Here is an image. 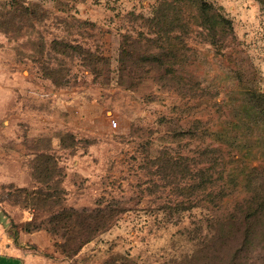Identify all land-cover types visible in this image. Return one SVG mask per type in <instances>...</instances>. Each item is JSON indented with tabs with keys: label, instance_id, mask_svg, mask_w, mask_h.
<instances>
[{
	"label": "rangeland",
	"instance_id": "obj_1",
	"mask_svg": "<svg viewBox=\"0 0 264 264\" xmlns=\"http://www.w3.org/2000/svg\"><path fill=\"white\" fill-rule=\"evenodd\" d=\"M15 1L35 17L0 31V253L16 247L27 264H179L198 243L185 229L222 205L197 173L206 147L225 153L241 139L264 155L262 122L232 125L242 101L264 95V4L207 0L233 25L225 43L208 44L194 25L170 36L183 39L179 60L122 72L125 36L141 54L173 52L178 41L140 18L161 0H0V13ZM53 41L74 49L61 54ZM99 208L119 212L115 225L65 256L59 220Z\"/></svg>",
	"mask_w": 264,
	"mask_h": 264
},
{
	"label": "trees",
	"instance_id": "obj_2",
	"mask_svg": "<svg viewBox=\"0 0 264 264\" xmlns=\"http://www.w3.org/2000/svg\"><path fill=\"white\" fill-rule=\"evenodd\" d=\"M258 1L264 4V0ZM30 17H35L31 9L15 1L11 7L4 8L0 13V26L5 28L0 31L8 33V29L14 28L16 20L31 22ZM140 18L144 26L149 27L151 34L161 37V41L178 42L172 46L173 52L169 54L160 55L146 51L141 54L140 41L136 39L130 43L129 37L125 36L120 59L122 72L130 68L137 69L144 61H150L149 64L153 62L150 66H162L169 64L165 61L167 58L179 60L177 55L183 39L178 35L170 37L176 31L187 33L190 27L198 26L206 32L207 43L213 46L222 41L225 43L226 38L234 32L230 19L207 0H161L152 17ZM52 47L61 54H68L69 50L74 49L71 45L58 41H53ZM255 98L258 99L257 102H252L253 99L249 98L241 102L236 116L238 121L232 123L235 128L240 127V123L246 127L252 123L264 124V106L262 108L260 104V100L264 101V95L259 94ZM254 103L256 105H253ZM242 108L244 110H241ZM220 134L217 132L215 136ZM238 140L239 143L229 142L225 153L213 144L206 147L207 166L197 170V173L202 177V181H205L204 186L208 182V185H211L204 191L208 200L213 203L219 199L222 205L210 209L204 216L205 220L192 222L191 228L185 229L190 237L189 241L198 240V243L192 244V253L182 257L179 264H196L198 261L202 264H264V155L261 158L253 156V146ZM240 147L242 152L246 150L245 155H239V152L231 153L232 148ZM256 162H259V166L254 165ZM216 174L226 175L227 182L223 187L214 186L212 180ZM201 188L196 185L191 188V197L195 194L193 200L198 198L196 193ZM37 194L45 198L48 196L44 193ZM194 208L198 207H191L192 214ZM65 215L67 217L59 220L56 230L63 231L62 237L67 238L62 251L65 256L70 257L77 255L99 235L111 230L119 212L112 208H99L92 212L70 210Z\"/></svg>",
	"mask_w": 264,
	"mask_h": 264
},
{
	"label": "crops",
	"instance_id": "obj_3",
	"mask_svg": "<svg viewBox=\"0 0 264 264\" xmlns=\"http://www.w3.org/2000/svg\"><path fill=\"white\" fill-rule=\"evenodd\" d=\"M0 258L7 261L5 264H27V255L24 252H19L16 247H7L0 253Z\"/></svg>",
	"mask_w": 264,
	"mask_h": 264
},
{
	"label": "built area",
	"instance_id": "obj_4",
	"mask_svg": "<svg viewBox=\"0 0 264 264\" xmlns=\"http://www.w3.org/2000/svg\"><path fill=\"white\" fill-rule=\"evenodd\" d=\"M119 126H120L119 125V122L116 119H112L110 121V128H111V130L116 131L119 128Z\"/></svg>",
	"mask_w": 264,
	"mask_h": 264
}]
</instances>
